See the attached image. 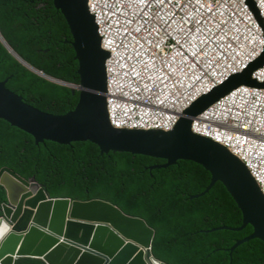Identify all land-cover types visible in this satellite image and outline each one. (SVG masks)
I'll use <instances>...</instances> for the list:
<instances>
[{"label": "water", "instance_id": "obj_1", "mask_svg": "<svg viewBox=\"0 0 264 264\" xmlns=\"http://www.w3.org/2000/svg\"><path fill=\"white\" fill-rule=\"evenodd\" d=\"M70 27L76 60L80 64L81 85L68 84L46 76L23 61L6 43L8 50L32 72L52 83L81 92L78 107L65 116L44 113L0 82V119L33 136L37 144L60 145L92 143L103 154L121 153L166 161L154 169H167L180 161L200 165L211 175V183L199 199L220 183L240 210V228L216 231L242 232L248 226L253 234L230 249V257L253 240L264 244V194L244 164L229 150L211 139L194 135L192 123L222 98L238 88L264 91L252 74L264 66V53L242 74L201 97L186 110L172 132L117 130L111 124L107 94V61L99 27L89 0H55ZM255 21L264 33V20L254 0H247ZM264 38V37H263ZM0 186L8 194L0 219V264H16L22 258L40 259L46 264H164L152 254L155 232L139 218L127 216L109 202L53 199L35 180L27 181L9 168L0 172Z\"/></svg>", "mask_w": 264, "mask_h": 264}, {"label": "trees", "instance_id": "obj_2", "mask_svg": "<svg viewBox=\"0 0 264 264\" xmlns=\"http://www.w3.org/2000/svg\"><path fill=\"white\" fill-rule=\"evenodd\" d=\"M0 33L27 64L46 76L80 86L70 27L55 0H0ZM28 105L55 116L78 107L81 92L50 82L32 72L0 39V82ZM166 161L130 154H103L92 143L37 144L36 139L0 119V172L9 168L27 181L35 180L53 199L102 200L154 230L152 254L164 264H264V244L238 241L253 234L216 231L240 228L243 217L222 184L204 197L211 175L200 165L180 161L154 169ZM7 191L0 186V219ZM16 264H46L22 258Z\"/></svg>", "mask_w": 264, "mask_h": 264}, {"label": "built area", "instance_id": "obj_3", "mask_svg": "<svg viewBox=\"0 0 264 264\" xmlns=\"http://www.w3.org/2000/svg\"><path fill=\"white\" fill-rule=\"evenodd\" d=\"M247 0H89L107 61V103L117 130L172 132L201 97L264 53ZM264 20V0H254ZM263 84L264 66L252 74ZM226 147L264 194V91L238 88L192 123Z\"/></svg>", "mask_w": 264, "mask_h": 264}, {"label": "bare ground", "instance_id": "obj_4", "mask_svg": "<svg viewBox=\"0 0 264 264\" xmlns=\"http://www.w3.org/2000/svg\"><path fill=\"white\" fill-rule=\"evenodd\" d=\"M4 231H5L4 228L0 230V236L2 235V233H3ZM0 240H1V238H0Z\"/></svg>", "mask_w": 264, "mask_h": 264}]
</instances>
